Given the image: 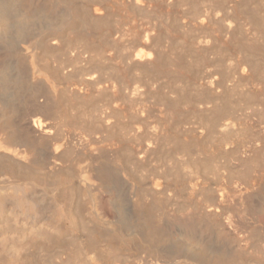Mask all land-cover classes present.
Here are the masks:
<instances>
[{
	"label": "bare ground",
	"instance_id": "obj_1",
	"mask_svg": "<svg viewBox=\"0 0 264 264\" xmlns=\"http://www.w3.org/2000/svg\"><path fill=\"white\" fill-rule=\"evenodd\" d=\"M260 2L258 7H264ZM80 8L73 0H0V58L9 59L0 63V264H264V236L253 244L248 237L239 238L236 228L251 230V236L255 229L239 216L237 221L226 216L233 197L243 213L264 211V191L251 194L237 185L229 191L210 192L196 203L183 230L169 244L172 217L156 197L168 190L156 182L154 191L151 188L156 193L148 200L130 173L138 159L150 157L155 148L151 145L156 143H145L138 151L140 147L132 141L140 129L130 126L126 135L131 143L125 149L117 122H111L116 107L94 115L75 106L73 98L62 92L39 88V77H54L49 64L39 57V49H62L61 40L76 38L78 29L91 39L105 35H99L103 10L91 5L85 12ZM235 10L239 13L241 8ZM258 19L264 26V16ZM249 21L255 22L254 18ZM147 41L141 54H128L131 63L151 60ZM82 71V77L94 80L88 69ZM30 77L34 82L30 83ZM80 90L72 91L74 98L84 95ZM225 126L230 129V124ZM144 251L149 254L142 256Z\"/></svg>",
	"mask_w": 264,
	"mask_h": 264
},
{
	"label": "rangeland",
	"instance_id": "obj_2",
	"mask_svg": "<svg viewBox=\"0 0 264 264\" xmlns=\"http://www.w3.org/2000/svg\"><path fill=\"white\" fill-rule=\"evenodd\" d=\"M232 1L73 0L83 8H80L82 12L88 10V5L103 10L104 19L98 15L102 23L99 35H105L91 39L78 29V38H63V43L61 40L62 49L48 52L39 49V57L49 64L53 71L50 73L56 79L39 77L43 92L52 89V92H62L66 98H73L75 106L91 114L116 107L111 122H117V133L125 140V149L131 143L126 135L130 126L140 129L141 135H136L138 140L132 141L134 147H140L138 151L147 143H156L151 145L155 148L150 157L138 159L130 173L134 185L141 188L140 194L147 195L148 200L151 193H156L153 192L156 182L168 190L156 193V197L172 217L167 229L169 244L183 230V222L194 211L196 203L214 191H229L237 185L251 194L264 191V26L256 21L264 16L263 5L258 7L264 0H234L236 5ZM233 5L237 6L236 10L241 8L239 13L237 10L239 15L233 12ZM256 10L262 15L257 16ZM253 13L257 19L252 17ZM243 19L248 21L242 26ZM226 23L231 26L229 29ZM255 24L263 28L260 30ZM146 41L152 49L151 60L139 62L137 59L131 63L128 54H141ZM8 60L0 58V63ZM83 69L89 70L93 81L82 77ZM33 79L30 77V83ZM75 89H81L84 95L78 92L79 98H74ZM216 115L220 116H217L219 122ZM228 124L230 129L225 126ZM254 157H257L255 163ZM232 199L226 216L233 221L239 216L255 229L251 236V230L233 227L237 236L248 237L252 244L260 242L264 236V211H256L253 216L247 211L243 213L244 208L234 202L237 198ZM148 254L141 252L142 256Z\"/></svg>",
	"mask_w": 264,
	"mask_h": 264
}]
</instances>
